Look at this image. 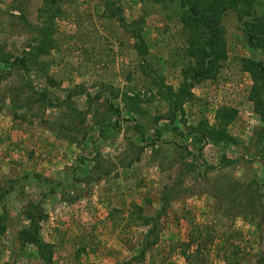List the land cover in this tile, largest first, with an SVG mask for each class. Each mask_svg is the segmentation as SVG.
Instances as JSON below:
<instances>
[{"label": "rangeland", "instance_id": "1", "mask_svg": "<svg viewBox=\"0 0 264 264\" xmlns=\"http://www.w3.org/2000/svg\"><path fill=\"white\" fill-rule=\"evenodd\" d=\"M226 12V58L170 120L177 0H0V264H264V92L243 69L264 52ZM221 108L225 140L196 136Z\"/></svg>", "mask_w": 264, "mask_h": 264}, {"label": "trees", "instance_id": "2", "mask_svg": "<svg viewBox=\"0 0 264 264\" xmlns=\"http://www.w3.org/2000/svg\"><path fill=\"white\" fill-rule=\"evenodd\" d=\"M181 9L180 19L182 27L189 34L187 41L188 56L191 58L188 74H183L184 84L177 92L171 93L169 98L168 116L170 120L176 116V112L181 113V105L191 99L190 87L194 83L211 80L215 78L220 62L226 58L225 29L221 24L222 16L227 11L234 12L240 23L241 33L245 38L246 45L251 51L264 52V12L262 16L258 14L255 3L256 0H177ZM226 12V13H227ZM133 35L139 40L138 28L133 29ZM37 52V49L34 50ZM243 69L250 74L253 82L250 100L255 106L261 103L264 92V65L261 62H254L250 59L244 60ZM189 80V82H187ZM254 106V107H255ZM224 108L218 110L216 115V125H198V130H194L200 139L208 138L212 143L225 140L224 131L230 122L231 112L225 113ZM31 228L22 232V237L29 243L41 249L47 248L38 237L36 228L32 225L33 220L29 218ZM191 243H186L187 248ZM188 256L185 257L187 261ZM189 263V262H188Z\"/></svg>", "mask_w": 264, "mask_h": 264}]
</instances>
